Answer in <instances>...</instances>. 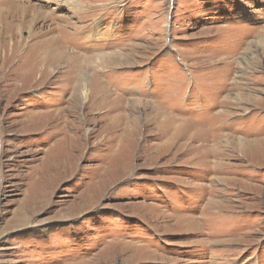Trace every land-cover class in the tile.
Wrapping results in <instances>:
<instances>
[{
	"label": "rangeland",
	"instance_id": "rangeland-1",
	"mask_svg": "<svg viewBox=\"0 0 264 264\" xmlns=\"http://www.w3.org/2000/svg\"><path fill=\"white\" fill-rule=\"evenodd\" d=\"M0 264H264V0H0Z\"/></svg>",
	"mask_w": 264,
	"mask_h": 264
},
{
	"label": "bare ground",
	"instance_id": "bare-ground-1",
	"mask_svg": "<svg viewBox=\"0 0 264 264\" xmlns=\"http://www.w3.org/2000/svg\"><path fill=\"white\" fill-rule=\"evenodd\" d=\"M78 86H79V85H78ZM82 86H83V87H82V90H81V89H80V90H81V94H82L83 98L85 99L86 96H87V92H86L87 89L84 91L86 85L83 84ZM79 87H80V86H79ZM79 87H77V88H79ZM87 97H88V96H87Z\"/></svg>",
	"mask_w": 264,
	"mask_h": 264
}]
</instances>
